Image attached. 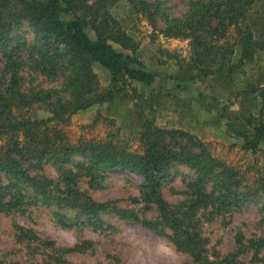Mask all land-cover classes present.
Returning a JSON list of instances; mask_svg holds the SVG:
<instances>
[{
    "label": "rangeland",
    "instance_id": "1",
    "mask_svg": "<svg viewBox=\"0 0 264 264\" xmlns=\"http://www.w3.org/2000/svg\"><path fill=\"white\" fill-rule=\"evenodd\" d=\"M143 1L149 6L146 12L131 0H118L108 10L138 43L136 55L156 75L155 82L144 85L123 76L114 81L107 68L94 62L99 92L106 100L78 111L62 128L74 144L101 141L139 153L148 122L173 132L186 150L198 152L203 144L235 172L232 193L224 191L215 177L201 180L195 168L175 161L158 175L170 212L205 239L211 258L219 264H264V149H246L240 134L243 127L251 133L264 120V92L257 100L259 106L251 110L253 101L237 98L218 73L205 75L208 66L217 68L218 60L214 65L213 55L201 56L198 48L226 40L206 39L200 46L194 37L168 36L171 20L185 19L197 0ZM250 9L251 25L262 31L264 0ZM87 31L95 39L92 28ZM237 34L238 29L231 26L227 41L235 42ZM36 41L25 20L13 21L4 50L20 47L13 57H22L18 73L23 77L20 89L26 94L40 87H60L64 80H47L29 67L28 47ZM4 50L0 48V80H9ZM260 83L264 87V81ZM30 106L34 118L51 116L40 101ZM30 163L32 174L51 181L53 195L67 189L65 175L73 171V188L107 209L84 213L46 201L27 185L0 173V183L8 187L7 199L14 201L0 211V264H193L191 255L173 242L157 205L146 198L142 176L122 168L90 170L84 153L65 157L62 151H52ZM196 201L201 204L190 210Z\"/></svg>",
    "mask_w": 264,
    "mask_h": 264
},
{
    "label": "trees",
    "instance_id": "2",
    "mask_svg": "<svg viewBox=\"0 0 264 264\" xmlns=\"http://www.w3.org/2000/svg\"><path fill=\"white\" fill-rule=\"evenodd\" d=\"M117 1L0 0V48L5 49L13 21L25 20L37 37L36 43L28 47L29 67L47 80L64 78L60 87H40L26 94L20 89L23 77L18 73L22 57H13L20 47L4 50L11 76L9 80H0V173L27 185L46 201L93 213L107 207L73 188L75 172L69 171L65 175L67 189L53 195L51 181L32 174L34 165L27 163L32 159L40 161L52 151H62L65 157L71 153L86 154L90 170L122 168L135 172L143 177L146 198L157 205L159 216L172 232L177 248L190 254L193 264H219L211 258L205 239L184 219L170 212L161 193L158 175L166 172L175 161L186 163L197 170L199 179L213 176L223 190L231 194V186L236 184L232 168L213 156L203 144L198 152L186 150V146L175 141L173 132L152 122L147 123L141 136L144 148L141 153L101 141L74 144L62 128L78 111L106 100V96L99 92L94 62L107 68L114 81L123 76L131 82L152 85L156 80V75L144 68L136 55L138 43L110 15L108 7ZM131 1L141 12L148 10L149 6L143 0ZM257 1L197 0L192 3L194 5L185 19H172V25L166 29L168 36L194 37L200 46L207 43L206 39L214 42L226 40L221 45L198 48L201 56L213 55L214 65L218 63L216 69L208 66L205 75L218 73L235 91L237 98L246 96L253 101L249 105L251 110L259 106L257 100L264 92L260 83L264 81V29H254L250 18V8ZM231 26L238 29L239 36L232 44L227 41ZM89 27L95 39L89 36ZM114 44L124 51L118 50ZM32 101L44 103L51 116L34 118L29 110ZM240 132L246 149H264V120L260 119L251 133L244 127ZM262 186L264 188V179ZM7 189L0 183V211L14 203L7 199ZM200 204L196 201L189 209L193 211Z\"/></svg>",
    "mask_w": 264,
    "mask_h": 264
}]
</instances>
